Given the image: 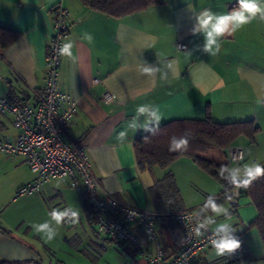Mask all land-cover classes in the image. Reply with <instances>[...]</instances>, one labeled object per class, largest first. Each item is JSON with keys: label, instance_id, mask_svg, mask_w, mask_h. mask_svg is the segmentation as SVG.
<instances>
[{"label": "crops", "instance_id": "0c3cea01", "mask_svg": "<svg viewBox=\"0 0 264 264\" xmlns=\"http://www.w3.org/2000/svg\"><path fill=\"white\" fill-rule=\"evenodd\" d=\"M58 3L69 11L63 44L73 45L72 56H61L58 85L77 104L65 138L85 147L100 184L98 194L109 193L126 206L154 211L148 189L172 173L182 210L194 213L200 231L225 223L241 241L235 253L220 257L211 246L195 264H264L261 236L250 226L257 216L250 197L238 193L235 202L233 195L218 199L224 187L189 158H179L166 168H141L134 152L137 137L170 120H251L260 128L254 141L239 137L235 142L244 152L239 179L245 178L246 166H264V20L258 15L222 37L220 51L211 55L203 50V35L191 31L193 13L208 9L226 14L238 7L237 0H160L120 18L92 10L80 0H0V27L17 33L0 52V95L16 104L33 102L41 92L52 8ZM178 41L186 47L176 48ZM107 91L112 94L109 101L104 99ZM140 106L145 108L143 114L137 112ZM154 113L160 115L159 121ZM121 132L126 135L119 136ZM16 134L11 116L4 115L0 136L12 139ZM206 156L228 162L227 153L216 149ZM33 177L23 156L0 153V197L5 203L26 198L9 211L0 207V227L7 231H0V258L42 261L43 251L48 255L44 264H99L109 251L128 264H147L136 246L95 233V210L67 179H54L38 193L13 199L17 188ZM208 199L228 209V214L213 213ZM53 212L66 213L62 224L55 223ZM45 222L51 241L48 232L37 233L32 227ZM128 225L144 247L151 246L138 223ZM156 226L165 256L171 259L180 244V229L171 217Z\"/></svg>", "mask_w": 264, "mask_h": 264}, {"label": "built area", "instance_id": "2783aa9c", "mask_svg": "<svg viewBox=\"0 0 264 264\" xmlns=\"http://www.w3.org/2000/svg\"><path fill=\"white\" fill-rule=\"evenodd\" d=\"M68 16L69 11L63 4L53 6L44 82L34 101L16 104L0 95V120L9 114L17 130L12 139L0 136V153L23 156L34 175L31 181L17 188L13 199L38 193L45 183L54 179H67L73 189L85 195L95 210V233L98 236L136 246L147 264L197 263L201 254L212 246L211 239L216 238L217 227L202 232L192 211L172 213L170 217L180 229L181 239L177 253L171 259L166 258L156 225L167 215L145 207L126 206L109 193L100 196V184L92 174L85 147L65 138L67 127L77 111L75 99L58 85L62 56L59 50L68 33ZM185 47V43L176 42V48ZM104 99L111 100V92H105ZM226 153L231 171L239 173L244 160L243 149L231 144ZM132 222L141 226L150 247H144L129 227L128 223ZM231 234L237 235L235 230Z\"/></svg>", "mask_w": 264, "mask_h": 264}, {"label": "trees", "instance_id": "16d2710c", "mask_svg": "<svg viewBox=\"0 0 264 264\" xmlns=\"http://www.w3.org/2000/svg\"><path fill=\"white\" fill-rule=\"evenodd\" d=\"M88 8L120 18L124 15L143 10L160 0H80ZM17 38V33L0 27V52L9 47ZM16 103L11 98H8ZM260 131L253 121H238L218 123L210 118L205 119H176L165 122L144 132L134 140V152L138 165L166 168L175 160L186 157L200 169L214 178L224 187L218 199L230 198L233 190L238 189L239 196L250 197L257 209V216L250 224L256 228L264 245V176L252 181L245 187H237L232 182L229 162L210 159L206 156L210 149L226 152L229 145L235 144L239 137H245L250 142ZM188 140L187 150H170L173 138ZM245 178L241 179L244 180ZM150 201L156 212L170 217L174 212L182 210V197L172 173L165 174L148 189ZM216 199V201L218 200ZM235 207V204H232ZM0 231L7 233L0 227ZM114 239V238H113ZM116 240V239H114ZM60 263V262H59ZM0 264H44L34 259L0 258ZM62 264V263H60Z\"/></svg>", "mask_w": 264, "mask_h": 264}, {"label": "clouds", "instance_id": "9594fccd", "mask_svg": "<svg viewBox=\"0 0 264 264\" xmlns=\"http://www.w3.org/2000/svg\"><path fill=\"white\" fill-rule=\"evenodd\" d=\"M238 7L233 9L226 14H216L211 10L205 9L199 14L193 13L195 24L191 29L193 34L199 33L204 37V46L203 50L205 52L210 53L211 55H215L220 51L221 44L220 39L222 37L231 36L233 33L238 31L244 25L249 24L253 19L259 18L264 20V0H237ZM188 11H192V8L189 7ZM88 40L91 41V36L89 35ZM72 43H64L59 50L60 55L62 56H72ZM138 114H143L145 112V108L140 106L137 108ZM157 121L160 120V115L153 114ZM126 133L121 132L119 136H124ZM188 140L184 137H181L179 140L173 138L170 142V150H187ZM232 182L237 187L241 184L247 187L249 186L253 180L264 176V166L260 164H254L251 166H246L244 168V180L239 179L238 171L232 172ZM213 213L224 215L228 214V209L224 208L221 205H218L214 200L208 199L206 202ZM66 213L62 212H53L52 218L56 224H62L64 221ZM75 215V213L73 214ZM203 226V225H201ZM33 229L37 233L48 232L49 235L47 237L48 241L52 239V233L49 229V224L47 222L32 225ZM234 231L230 225L222 223L218 225L215 236V239H211V245L216 257L224 256L225 254H233L241 247V241L234 237L231 233ZM200 234L199 232L197 233Z\"/></svg>", "mask_w": 264, "mask_h": 264}, {"label": "rangeland", "instance_id": "374dc122", "mask_svg": "<svg viewBox=\"0 0 264 264\" xmlns=\"http://www.w3.org/2000/svg\"><path fill=\"white\" fill-rule=\"evenodd\" d=\"M26 198H19L16 201H12L9 200V202L5 203L4 200L0 197V203H4L3 206H0L2 208L6 207V211L11 210L12 208H14L15 206L21 204V202L23 200H25ZM116 245V243H114ZM117 246V245H116ZM41 253V252H40ZM59 257L62 259V253H59ZM40 258L42 259V261H48V255L47 253H44L42 251ZM39 259V258H38ZM46 259V260H45ZM89 263V262H88ZM54 264V263H52ZM99 264H128L127 261L125 259H123L121 256L117 255V254H112L111 252H106L104 254V260L102 262H100Z\"/></svg>", "mask_w": 264, "mask_h": 264}, {"label": "water", "instance_id": "95a60500", "mask_svg": "<svg viewBox=\"0 0 264 264\" xmlns=\"http://www.w3.org/2000/svg\"><path fill=\"white\" fill-rule=\"evenodd\" d=\"M237 196H238V189H234L233 190V202L236 201Z\"/></svg>", "mask_w": 264, "mask_h": 264}]
</instances>
